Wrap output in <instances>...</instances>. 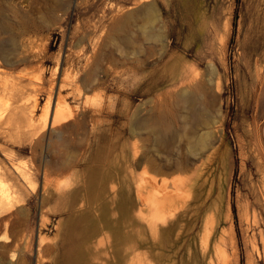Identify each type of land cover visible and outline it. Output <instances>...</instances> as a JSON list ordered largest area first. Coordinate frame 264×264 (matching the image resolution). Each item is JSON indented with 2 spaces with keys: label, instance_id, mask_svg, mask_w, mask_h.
I'll return each mask as SVG.
<instances>
[{
  "label": "rangeland",
  "instance_id": "rangeland-1",
  "mask_svg": "<svg viewBox=\"0 0 264 264\" xmlns=\"http://www.w3.org/2000/svg\"><path fill=\"white\" fill-rule=\"evenodd\" d=\"M263 59L264 0H0V264H264Z\"/></svg>",
  "mask_w": 264,
  "mask_h": 264
},
{
  "label": "bare ground",
  "instance_id": "bare-ground-1",
  "mask_svg": "<svg viewBox=\"0 0 264 264\" xmlns=\"http://www.w3.org/2000/svg\"><path fill=\"white\" fill-rule=\"evenodd\" d=\"M146 9V8H145ZM150 10H151V8H149ZM152 11V10H151ZM153 12V11H152ZM147 13L148 14V16H149V19H154V17H155V14L154 13ZM157 17V16H156ZM155 17V18H156ZM144 18H146V17H144ZM148 19V20H149ZM121 22V21H120ZM117 24V23H116ZM121 27V26H120ZM143 31V30H142ZM142 33V32H141ZM162 38V37H161ZM163 40V39H162ZM2 59H3V61L2 62H4L5 63V65H13V63L10 61V60H8L7 58H6V56H3L2 55ZM1 74V73H0ZM198 74V73H197ZM10 74H8L7 72H3V75H0V94H4V95H7V96H9V97H13V96H23V94H24V86H23V83H24V81H25V78H24V80L21 78V77H17V81H13V80H10L9 78H8V76H9ZM22 76V75H21ZM23 77H25V76H23ZM186 77H188V76H186ZM196 80V79H195ZM196 82V81H195ZM183 84V83H182ZM66 87V86H65ZM199 87V86H198ZM75 88V87H74ZM188 89V88H187ZM61 96V95H60ZM63 96V95H62ZM61 99H63V98H61ZM2 100V99H1ZM60 100V99H59ZM59 100H58V102L56 103V105L53 107V109H52V118H51V122L52 121H54L53 122V125L55 124V122H57V123H61V122H64V121H67V120H69V119H71L73 116H74V114H76L77 112H75V107H72L70 104H67V103H62V102H59ZM64 100V99H63ZM190 97L188 96V94L187 93H185V92H180V93H178L177 95H176V97H175V101L177 102V103H185V104H188L189 102H190ZM179 105V104H178ZM51 102L48 100L47 101V103H46V106H44V113H43V119H44V121H46L47 120V118H48V115H49V112H50V109H51ZM186 114V113H185ZM195 114V113H194ZM190 116H192V114L190 115ZM197 117L198 118V121H203V115L202 114H200V115H194V117ZM172 117V116H171ZM192 119V118H191ZM194 121H195V119H193ZM195 122H197V121H195ZM56 123V124H57ZM184 124H183V127L186 129V127H187V125L188 124H190L191 123V120H188V119H186V117L184 118V122H183ZM141 124L142 125H145L146 124V122H141ZM148 124V123H147ZM56 126V125H55ZM189 126V125H188ZM196 126H199V123L197 122V125ZM165 129H164V131L165 132H172L173 133V128H172V126H169V125H167L166 127H164ZM189 133V132H188ZM207 140H208V138H207ZM204 143H205V137H199V138H197V141H196V147L197 148H195V147H193L194 149H195V151L196 152H199V149H201V147H203V145H204ZM157 144H158V141H157ZM193 148H191V150L193 149ZM169 150H170V147H169ZM195 151H191V153H194ZM170 152H171V150H170ZM196 152H195V154H196ZM198 154V153H197ZM152 166H157V163H153L152 164ZM179 168V169H184V170H189L190 169V167L189 166H187L186 165V163H185V160H184V157H180V158H178V159H176V160H174V162L171 164V165H169V166H167L166 167V169L168 170V169H173V168ZM161 171V170H160ZM160 171L157 169L156 170V172L157 173H159L160 174ZM163 172V171H162ZM160 177V176H159ZM156 178V177H155ZM153 179V178H152ZM157 179V178H156ZM168 180V179H167ZM147 181V180H146ZM146 181H144V182H146ZM171 181V180H170ZM167 182V181H166ZM179 182V181H178ZM9 186V185H8ZM165 186V185H164ZM173 186V185H172ZM147 187V186H146ZM153 187V186H152ZM10 188V187H9ZM9 188L8 187H6L5 185H3L2 184V182L0 181V208H2V207H6L7 209H9V208H12L13 206H14V197L15 196H13V193H12V191H10L9 190ZM140 188V187H139ZM145 188V187H144ZM169 189V188H168ZM171 189V188H170ZM154 190V189H153ZM156 191V190H155ZM158 191V190H157ZM174 191H176V190H174ZM153 192V191H152ZM148 193V192H147ZM157 193H160V191L159 192H157ZM152 194V193H151ZM162 194V193H161ZM160 194V195H161ZM157 195V194H156ZM170 195V194H169ZM161 196H164V195H161ZM168 196V195H167ZM166 197V196H165ZM164 199V198H163ZM167 199V198H166ZM154 200V199H153ZM152 200V201H153ZM149 201H151V200H149ZM148 201V205L149 204H153V202L151 201V203ZM154 203H155V201H154ZM157 203V202H156ZM157 205L158 204H156V207H157ZM160 205H162V204H159L158 205V207L160 206ZM151 206H153V205H151ZM226 231L224 230V233H225ZM229 232V231H228ZM224 235V234H223Z\"/></svg>",
  "mask_w": 264,
  "mask_h": 264
},
{
  "label": "crops",
  "instance_id": "crops-1",
  "mask_svg": "<svg viewBox=\"0 0 264 264\" xmlns=\"http://www.w3.org/2000/svg\"><path fill=\"white\" fill-rule=\"evenodd\" d=\"M262 64L264 68V59ZM257 84H261L258 94L257 108L255 110H249V115L247 114L245 126L248 131H250L253 127L252 132L259 134H256L257 138L255 140H260L264 146V72L262 75V80L260 83L257 82Z\"/></svg>",
  "mask_w": 264,
  "mask_h": 264
},
{
  "label": "trees",
  "instance_id": "trees-1",
  "mask_svg": "<svg viewBox=\"0 0 264 264\" xmlns=\"http://www.w3.org/2000/svg\"><path fill=\"white\" fill-rule=\"evenodd\" d=\"M237 2H239V0H237ZM236 25V18L234 19V26ZM236 164H237V167H238V157L236 156ZM237 167H236V169H237ZM233 210H234V212H235V222H236V224L238 223V219H237V215H236V211H235V205L233 204ZM242 262V264H243V260L241 261Z\"/></svg>",
  "mask_w": 264,
  "mask_h": 264
}]
</instances>
